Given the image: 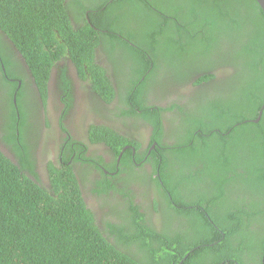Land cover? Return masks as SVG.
<instances>
[{
	"label": "trees",
	"instance_id": "trees-1",
	"mask_svg": "<svg viewBox=\"0 0 264 264\" xmlns=\"http://www.w3.org/2000/svg\"><path fill=\"white\" fill-rule=\"evenodd\" d=\"M124 1L131 2L124 8L134 6L130 13L134 23L116 26L120 17L115 18L112 10ZM106 2L0 0L3 101L13 111L12 98L20 95L19 82L8 78L22 79L23 85L29 83L25 71L14 70L21 65L15 61V50L23 53L37 83L46 89L52 66L67 54L78 57L75 63L83 71L84 60L94 62L95 50L106 46L105 54L113 61L117 51L123 56L136 55L141 64L147 65L144 74L161 58L154 49L149 53L144 48V43H158L157 35L148 32L159 35L168 29L166 26L190 31L188 38L181 34L184 43L177 42L169 50L176 62L191 64L189 68L218 36V48L230 47V61H220L226 66L232 63L228 68L233 74L223 84L231 94L209 98L211 103L201 109V120L195 116L188 119L196 124L188 123V143H194L177 156L182 160L178 165L180 175L172 182L161 172L162 183L157 178L153 180L155 189H149L155 196L160 222L168 227L178 223L176 229L184 225L175 231L182 235L173 239L168 228L150 229L146 217L152 214H147L145 205L134 206L135 223L144 219L146 228L135 227L136 236L117 240L119 247L125 246L124 251L108 242L99 230L96 215L87 209L68 168L51 166L48 185L38 177L29 159L15 163L0 149V264H223L227 260L264 264V109L260 121L253 122L264 105V13L257 0H116L103 10ZM89 10L92 23L87 22ZM105 14L106 22L102 18ZM134 25H141L137 26L141 35L134 32ZM202 32L206 35L199 38ZM148 36L155 39L145 42ZM161 47L164 52L165 46ZM203 76L198 83L216 78ZM101 88L105 89L104 84ZM215 88L218 91L221 86ZM108 90L112 92V88ZM135 105L143 113L128 115L147 118L148 108L140 102ZM10 128L7 139L15 137L14 127L7 125L5 129ZM108 139V143L132 144L114 133ZM196 230L200 233L198 240L192 237ZM135 249L148 258L135 257Z\"/></svg>",
	"mask_w": 264,
	"mask_h": 264
},
{
	"label": "flooded vegetation",
	"instance_id": "flooded-vegetation-1",
	"mask_svg": "<svg viewBox=\"0 0 264 264\" xmlns=\"http://www.w3.org/2000/svg\"><path fill=\"white\" fill-rule=\"evenodd\" d=\"M115 1L107 0L105 5L101 3L103 10ZM130 4V1H124L115 11L112 10L115 18L120 17L116 26L122 22L133 25L134 16L130 13L134 6L129 9L123 7ZM89 13L90 10L87 11V22L92 23ZM102 18L106 22L108 16L105 14ZM137 26L141 25H134L136 29L133 30L141 35ZM166 28L159 35L148 32L149 35H157L158 43H153L155 37L148 36L145 42L154 41L143 46L149 53L156 51L161 58L156 59L144 74L142 72L147 65L141 64L136 55L127 53L123 56L121 51H117L116 61H113L105 54L106 46H102L95 50L94 62L84 60L83 71L75 63L77 56L67 54L61 57L52 66L44 89L37 83L23 53L15 50L12 51L16 55L15 61L21 65L14 70L17 73L25 71L29 83L23 85L22 79L8 78L19 82L18 87L21 88L20 95L12 98L13 111L3 101L5 93L0 89V149L15 163L23 158L29 159L38 177L48 185L52 168H68L78 182L87 209L96 215L99 230L108 242L117 246V240L120 242L122 238L136 236L135 227L142 225L146 228L147 221L143 222L144 219L135 223V213L131 207L139 205H145L147 214H152L146 217L150 229L156 226L159 230L168 228V235L173 239H177L178 234L182 235L175 231L184 225H178L177 229L178 223H174V227L170 225L175 229L172 232L165 223L160 222L153 200L155 196L150 194V190L155 189L153 180L159 178L162 183L161 172L169 176L172 182L180 175L178 165L182 160L177 156L194 143H188L191 139L187 137V133H190L188 123L195 124L192 120L188 122V119L195 116V119L201 120V109L211 103L209 98L229 97L231 94L223 84L233 74V69L228 68L232 63L226 66L223 60L220 61L221 58L230 61V47L220 49L217 43L220 38L217 36V41L211 39L212 46L204 48L202 57L189 68L191 64L176 62L169 50L177 42L184 43L181 34L188 38L186 35L190 36V31L185 33L170 29V26ZM231 33L234 34V31ZM205 35L202 32L199 38ZM5 38L13 46L7 35ZM194 41L198 42L196 39ZM139 42L142 43L141 40ZM161 46H165L164 52ZM218 54H221L219 58ZM2 68L6 73L5 65L2 64ZM203 75H215L216 78L198 83ZM103 84L105 89L101 88ZM216 85L221 86L218 91ZM108 87L112 88V92ZM134 101L148 108V112H145L147 118L135 115L143 112ZM132 112H135L134 115H128ZM14 117L16 122H13ZM7 125L16 130L12 139L6 138L12 132L9 131L11 128L5 129ZM112 133L128 139L132 144L108 143V135ZM10 140L11 144L8 142ZM119 145L120 150L116 151ZM167 195L172 196V193L168 192ZM199 234L196 230L192 236L194 240L199 239ZM119 248L126 251L125 246ZM197 249L191 250L184 258ZM134 253L138 259L148 258L139 254L137 249ZM233 261L227 260L223 264H239ZM250 264L256 263L250 261Z\"/></svg>",
	"mask_w": 264,
	"mask_h": 264
},
{
	"label": "water",
	"instance_id": "water-1",
	"mask_svg": "<svg viewBox=\"0 0 264 264\" xmlns=\"http://www.w3.org/2000/svg\"><path fill=\"white\" fill-rule=\"evenodd\" d=\"M257 2H258V4L260 5V7H261V9H262V11H263V13H264V0H257ZM263 109H264V105H263V107H262V110L260 111L259 117H258L256 120H254L253 122L258 123V122L260 121L261 116H262V113H263V112H262ZM185 259H187V257L184 258V260H185Z\"/></svg>",
	"mask_w": 264,
	"mask_h": 264
},
{
	"label": "rangeland",
	"instance_id": "rangeland-1",
	"mask_svg": "<svg viewBox=\"0 0 264 264\" xmlns=\"http://www.w3.org/2000/svg\"><path fill=\"white\" fill-rule=\"evenodd\" d=\"M202 264V263H201Z\"/></svg>",
	"mask_w": 264,
	"mask_h": 264
}]
</instances>
